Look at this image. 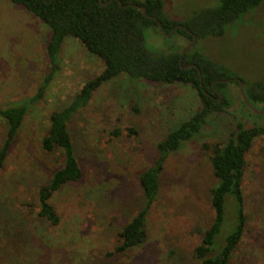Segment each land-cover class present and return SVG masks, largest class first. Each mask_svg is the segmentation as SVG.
<instances>
[{
	"label": "rangeland",
	"instance_id": "rangeland-1",
	"mask_svg": "<svg viewBox=\"0 0 264 264\" xmlns=\"http://www.w3.org/2000/svg\"><path fill=\"white\" fill-rule=\"evenodd\" d=\"M164 15L183 21L214 7L218 0H161ZM49 29L23 8L0 0V107L30 99L49 73L44 46ZM147 49L180 52L189 43L179 35L144 31ZM192 48L245 82L260 78L264 61V0L220 36L195 40ZM57 68L42 96L30 104L0 167V264H197L193 249L212 221L209 189L210 146L225 140L237 123L261 125L240 104L238 87L227 83L230 107L211 114L206 124L165 159L157 192L145 217V240L113 253L120 228L143 204L137 177L156 156L155 144L199 107L188 85L157 84L124 74L98 86L66 124L80 170L75 183L49 200L55 226L38 219L36 189L60 166L59 153H45L49 113L66 106L103 64L76 39L63 38ZM264 115V114H263ZM4 124L0 121V145ZM241 182L244 226L228 264H264V135L252 140L244 156ZM232 204L226 198L220 246L230 230Z\"/></svg>",
	"mask_w": 264,
	"mask_h": 264
},
{
	"label": "trees",
	"instance_id": "trees-1",
	"mask_svg": "<svg viewBox=\"0 0 264 264\" xmlns=\"http://www.w3.org/2000/svg\"><path fill=\"white\" fill-rule=\"evenodd\" d=\"M31 13L49 29V38L44 46L49 73L38 85L35 94L25 102L0 107V121L4 124V139L0 145V167L14 141L30 104L43 94L46 84L57 68L56 56L64 37L79 41L84 49L101 60L103 68L92 79L86 81L75 92L70 102L61 109L49 113L45 135L40 139V149L45 153L56 150L61 164L50 175L48 181L36 189L38 211L36 216L51 226L58 217L49 200L62 186L75 183L80 170L73 153L72 142L66 124L72 114L82 108L93 91L111 78L124 74L131 79H141L157 84H183L192 88L198 97L199 107L185 121L168 131L155 144L156 156L151 165L137 177L143 204L120 228L118 244L113 253H122L135 248L145 240V217L157 192V177L167 156L188 141L206 124L211 114L223 112L230 107V98L225 92L227 83L242 89L249 104L264 108V61L261 76L253 82H245L191 46L178 62L182 52H155L147 49L144 31L156 28L159 23L163 33L179 35L190 41L206 36H220L225 27L237 22L243 15L256 9L263 0H218L212 8L201 9L183 21H173L162 11L161 0H7ZM139 8L143 10L141 13ZM181 26L184 28H175ZM193 65L192 67H186ZM186 67V68H184ZM199 74V75H198ZM242 106L243 103L240 101ZM252 117L263 119L264 115ZM264 135L261 125L243 127L237 123L224 141L210 146V171L215 179L209 189L212 221L200 233V241L193 249L197 264H228L238 243L244 226L242 212L241 182L244 156L252 140ZM226 198L232 204L230 230L224 235L220 246L216 237L225 222ZM1 223V222H0ZM0 225V239L6 238L8 223Z\"/></svg>",
	"mask_w": 264,
	"mask_h": 264
},
{
	"label": "water",
	"instance_id": "water-1",
	"mask_svg": "<svg viewBox=\"0 0 264 264\" xmlns=\"http://www.w3.org/2000/svg\"><path fill=\"white\" fill-rule=\"evenodd\" d=\"M139 10H140L141 13L143 12V10H142L141 8H139ZM175 28H181V29L184 30V28L181 27V26H176ZM156 29H157L158 33H159L160 35H162V36H167L168 34L171 33V31H169V32L166 33V34L163 33L162 30H161V28H160V25H159L158 22H156ZM194 41H195V37L191 35V39H190L189 43L184 47V49L182 50V52H181L180 55H179L178 62L181 60L183 54H184L189 48H191V46L193 45ZM192 66H193V65H187L186 67H192ZM186 67H184V68H186ZM198 75H199V74H198ZM236 83H237V87H238V93H239L240 100H241V102L243 103V105L246 107V109H247L250 113H252V114H255V115H263V114H264V108H263L262 110H257V109H255V108H253V107L249 104V102L246 100V98H245V96H244L241 81L237 79V80H236ZM263 125H264V120H263Z\"/></svg>",
	"mask_w": 264,
	"mask_h": 264
}]
</instances>
